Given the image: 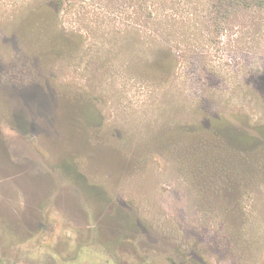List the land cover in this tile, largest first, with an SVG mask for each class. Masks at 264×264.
<instances>
[{
    "label": "rangeland",
    "instance_id": "rangeland-1",
    "mask_svg": "<svg viewBox=\"0 0 264 264\" xmlns=\"http://www.w3.org/2000/svg\"><path fill=\"white\" fill-rule=\"evenodd\" d=\"M40 4L0 0V264H264V0Z\"/></svg>",
    "mask_w": 264,
    "mask_h": 264
},
{
    "label": "trees",
    "instance_id": "trees-1",
    "mask_svg": "<svg viewBox=\"0 0 264 264\" xmlns=\"http://www.w3.org/2000/svg\"><path fill=\"white\" fill-rule=\"evenodd\" d=\"M42 1V4L38 7V10L33 13V15L40 16L42 13L45 16L44 21L49 23L51 18H57L66 7H70L71 4L75 3L77 0H40ZM141 4L145 6L142 10V14H144L148 18H152L153 16H156L158 13V9L152 6H157L160 4H168L171 3V0H140ZM48 17V18H47ZM61 34L62 40H68L66 37L69 36V40H78V36H76V33H72L69 31H62ZM64 42V41H63ZM154 69L158 70L161 73H166L172 68H174L176 58H174L172 55L166 56V57H156V61H154ZM203 126V125H202ZM201 127V126H200ZM200 127L199 130H200ZM263 132H264V126Z\"/></svg>",
    "mask_w": 264,
    "mask_h": 264
},
{
    "label": "flooded vegetation",
    "instance_id": "flooded-vegetation-1",
    "mask_svg": "<svg viewBox=\"0 0 264 264\" xmlns=\"http://www.w3.org/2000/svg\"><path fill=\"white\" fill-rule=\"evenodd\" d=\"M129 242H128V239H121L120 241L118 240L117 241V243L116 244H114L113 246H105V247H107V249H102L101 251H105V252H110L109 254H110V256H115V255H118L116 252H118V251H116V252H114L113 250H116L119 246H128L129 244H128ZM0 245H1V243H0ZM101 246H103V245H101ZM96 251H98L97 252V254H98V256L100 257V256H102L103 254V252L101 253V251L100 250H97V249H94L92 252H93V255H94V252H96ZM95 256V255H94ZM51 257V259H53V261H55L56 263H58L57 262V260H58V258L57 259H55V257L54 256H50ZM98 257V258H99ZM42 264H51V263H42ZM92 264H94V263H92Z\"/></svg>",
    "mask_w": 264,
    "mask_h": 264
}]
</instances>
